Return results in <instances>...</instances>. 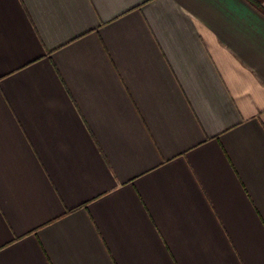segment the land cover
I'll return each instance as SVG.
<instances>
[{
  "label": "crops",
  "instance_id": "crops-1",
  "mask_svg": "<svg viewBox=\"0 0 264 264\" xmlns=\"http://www.w3.org/2000/svg\"><path fill=\"white\" fill-rule=\"evenodd\" d=\"M0 264H264V12L0 0Z\"/></svg>",
  "mask_w": 264,
  "mask_h": 264
},
{
  "label": "trees",
  "instance_id": "trees-1",
  "mask_svg": "<svg viewBox=\"0 0 264 264\" xmlns=\"http://www.w3.org/2000/svg\"><path fill=\"white\" fill-rule=\"evenodd\" d=\"M250 3H252L256 8H258L260 11L264 12V9H262L261 2L259 0H248Z\"/></svg>",
  "mask_w": 264,
  "mask_h": 264
},
{
  "label": "built area",
  "instance_id": "built-area-1",
  "mask_svg": "<svg viewBox=\"0 0 264 264\" xmlns=\"http://www.w3.org/2000/svg\"><path fill=\"white\" fill-rule=\"evenodd\" d=\"M261 2L262 9H264V0H259Z\"/></svg>",
  "mask_w": 264,
  "mask_h": 264
}]
</instances>
